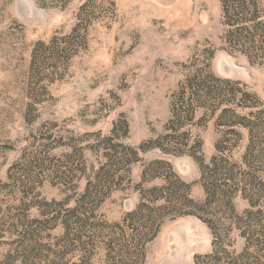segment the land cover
Instances as JSON below:
<instances>
[{
    "label": "rangeland",
    "instance_id": "374dc122",
    "mask_svg": "<svg viewBox=\"0 0 264 264\" xmlns=\"http://www.w3.org/2000/svg\"><path fill=\"white\" fill-rule=\"evenodd\" d=\"M245 2L264 24V0ZM229 30L220 0H0V264H264L261 204L233 188L201 206L193 159L235 164L234 182L256 167L247 131L219 118L233 104L195 102L233 90L253 98L237 116L264 118V59ZM210 75L231 84L200 86ZM174 142L192 157L162 151ZM170 175L195 206L156 211L150 190L186 192Z\"/></svg>",
    "mask_w": 264,
    "mask_h": 264
},
{
    "label": "trees",
    "instance_id": "16d2710c",
    "mask_svg": "<svg viewBox=\"0 0 264 264\" xmlns=\"http://www.w3.org/2000/svg\"><path fill=\"white\" fill-rule=\"evenodd\" d=\"M221 7H222V13L223 18L225 20V25L230 28L229 31L226 32L225 35V43L229 44V46H234V48H239L241 53L249 60V62L252 63V57L253 58H262L264 59V24L257 22V15L255 16V13L257 12L256 5L252 4V9H248L246 6L245 0H220ZM255 16V17H254ZM251 22V23H250ZM210 78L214 80L217 83H225L227 85H230V82L227 81H221L212 75L209 77H201V85L204 83V79ZM202 90V94L196 95V101L198 107L201 108H207V105L209 103H216L218 102V106L221 104H233V109H222L219 114V118L226 117L225 120H232V124L236 121H239V126L242 127L247 131V143L245 147L244 154L242 156V164L247 169L250 168L252 164H255L256 167L253 168V171L255 170H264V118L261 117V115H258V113H247L244 117L237 116L234 112L236 109L239 110H245L253 108L249 105H247V101H251L253 99L249 95H242L240 99H237L236 92L233 90L225 91L223 88L219 89L216 88V90L212 91H205V87H200ZM255 100V98H254ZM191 107V105H190ZM211 113L213 114V110L210 109ZM232 134V133H230ZM227 142V141H226ZM173 150L168 151L162 149L164 153H169L173 155H189L192 157V154L187 152L186 150L183 151L181 149L182 145L180 143H173ZM198 148L200 149L201 144L198 143ZM215 152H222L223 150L220 149L219 143H216L214 146ZM132 155H134V152H132ZM135 156V155H134ZM199 165V174H200V182L201 186L203 188V192L205 195V199L201 202V206H204L206 204V199L208 198V191L209 195L211 196V201L208 203H214L218 199L222 200H228L230 201V194L233 192V188L236 191H240L243 195V197L247 200V203L249 207H253L257 204H261V209L264 210V190L261 189L262 185L260 183H257L256 178L254 177V174L251 173L250 169L247 171L245 176H247V179L239 182H234V179L232 178V170L237 168L235 164H230L223 160H216V158H212L211 161L207 166H203V163L201 159L193 158ZM134 161V160H133ZM130 161H128L129 163ZM122 161H115L113 159L112 164L113 167L116 166V164H121ZM155 165L167 167V164L163 162H156ZM206 170L209 171V174H213L212 176L206 175ZM218 171H222L224 175H226V179H217L215 176V173H219ZM114 172L111 174L110 180L111 182L114 181ZM172 178H174L175 183H173V186H175L178 189H184L186 192H182L178 195L177 191L176 193H173L171 191V188L167 184H163L160 188H154L149 191V194L153 196V199L150 203L162 200L164 203L163 205L156 208V211L160 210H166L169 207L171 208H182L185 206H195L194 202L188 199L187 193L189 191V186L182 183L175 175H170ZM166 181V179H165ZM230 185V183H232ZM240 184V186H239ZM256 186H259V188H256ZM210 189V190H209ZM164 194V195H162ZM261 202V203H260ZM142 204L137 207V211H140L142 209ZM262 210L256 212L253 216H251L255 221H257V218L259 216H262ZM151 214V211L149 212ZM248 213V212H246ZM155 214L152 212V216L150 217L151 223L154 224L156 220H158L159 215H153ZM195 214L196 213H192ZM155 216V217H154ZM158 216V217H156ZM257 217V218H256ZM251 219V218H249ZM259 232V231H257ZM255 233V232H254ZM257 234V233H256ZM258 235V234H257ZM263 252L264 256V247L262 249H259V253L261 254ZM209 257L203 258V260H208Z\"/></svg>",
    "mask_w": 264,
    "mask_h": 264
}]
</instances>
